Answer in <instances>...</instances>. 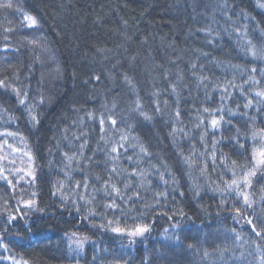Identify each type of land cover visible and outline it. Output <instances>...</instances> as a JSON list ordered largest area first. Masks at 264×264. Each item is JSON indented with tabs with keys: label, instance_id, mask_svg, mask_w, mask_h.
I'll use <instances>...</instances> for the list:
<instances>
[{
	"label": "trees",
	"instance_id": "trees-1",
	"mask_svg": "<svg viewBox=\"0 0 264 264\" xmlns=\"http://www.w3.org/2000/svg\"><path fill=\"white\" fill-rule=\"evenodd\" d=\"M261 50L264 0H0V264H264V166L250 207L225 185L264 148Z\"/></svg>",
	"mask_w": 264,
	"mask_h": 264
},
{
	"label": "snow or ice",
	"instance_id": "snow-or-ice-1",
	"mask_svg": "<svg viewBox=\"0 0 264 264\" xmlns=\"http://www.w3.org/2000/svg\"><path fill=\"white\" fill-rule=\"evenodd\" d=\"M5 7H11V4H6V5H3ZM27 19H30L32 20V23H35L34 19L31 18V17H27ZM251 43V42H249ZM254 55H257L256 52L253 53ZM259 55L261 57H264V50H261L259 52ZM253 71H255V69H253ZM97 79H99V77H97ZM4 86V81L0 80V87H3ZM224 91H227V89H224ZM26 95V94H25ZM257 96H261V97H264V92H258L256 94ZM21 104H23L25 101L24 100H21L20 101ZM252 104V101L249 100L247 102V104H245V107H249L251 106ZM137 107L139 108L140 105H139V101H137ZM159 106H157L158 108ZM205 111H208V109H205ZM142 115H145L144 113H141ZM177 116H179V112L176 113ZM221 120L223 119V117L220 118ZM108 120L110 122V124L112 126H115L117 121L116 119H114L111 115L108 117ZM101 127H102V130H103V124H104V118H101ZM219 124V121L217 119H212L211 121V125L215 128L217 125ZM115 131H120L119 129H114ZM129 133H125L123 131H120V137H119V141L116 142V144H119V147L120 148H123L124 147V141H127L128 138H129ZM253 135L255 136V133H253ZM103 138V137H102ZM238 142V141H237ZM135 147V145H133ZM81 147H83V145H81ZM241 147H243V145H241ZM140 151L142 153H147V150L141 145L140 146ZM119 152V148L113 144V146L111 147V150H110V153L109 155H111V153H118ZM258 156L259 158L257 159V155L254 153L253 154V157H252V160H253V163L252 165L247 169V170H242V180H238L236 178V173L233 172V179L231 180V183L228 184L227 182H225V185H226V188L228 189H233V187L235 188V191H237V193L239 194V196H241L243 198V201L246 205H248L249 207L251 206V201L249 200V197L248 195L244 192V191H241L240 190V183H244L245 187H248L250 186V180L249 178L251 176H254L256 173H255V169L258 167V166H264V148H261L259 153H258ZM113 160L117 159L118 157H111ZM73 158L72 157H69V160L71 161ZM232 165H235L236 162L235 161H232L231 162ZM117 169L115 167L112 168V172H116ZM135 173H133L134 175ZM141 175L143 176L144 173H141ZM5 179H7V177H5ZM9 183H11V181H9ZM129 187L127 184L125 185V188ZM105 188L107 189V184L105 185ZM111 191L114 192L116 194V196L120 197L121 199H124L125 197H123L121 195V192H120V189L116 187V185H112V188H111ZM107 194V192L105 193ZM138 195V194H137ZM88 203H91V201H87ZM31 203V202H29ZM105 207L107 208H115V207H118V205H116L115 201L113 200L111 203L105 205ZM237 213H239V209H236ZM12 219H14V217H12ZM118 221H115V224L118 225ZM249 224H251V221H248ZM107 224L108 226L111 228V230L113 232H121V231H126L124 229H121L119 228L118 226H113L114 224V221L112 220H109L107 221ZM103 227V225H102ZM148 231V228L147 226H137L136 228H134L133 230L131 231H128L127 234L130 235V236H136V235H142L144 232ZM259 235V233H257ZM80 247H82V242L81 244L79 245ZM207 255V253H205Z\"/></svg>",
	"mask_w": 264,
	"mask_h": 264
},
{
	"label": "rangeland",
	"instance_id": "rangeland-1",
	"mask_svg": "<svg viewBox=\"0 0 264 264\" xmlns=\"http://www.w3.org/2000/svg\"><path fill=\"white\" fill-rule=\"evenodd\" d=\"M36 23H32V21H31V23H30V25H35Z\"/></svg>",
	"mask_w": 264,
	"mask_h": 264
}]
</instances>
